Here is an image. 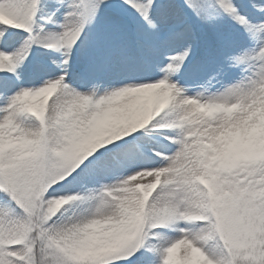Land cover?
I'll return each mask as SVG.
<instances>
[{"label": "snow or ice", "instance_id": "6c2138e0", "mask_svg": "<svg viewBox=\"0 0 264 264\" xmlns=\"http://www.w3.org/2000/svg\"><path fill=\"white\" fill-rule=\"evenodd\" d=\"M0 264H264V0H0Z\"/></svg>", "mask_w": 264, "mask_h": 264}]
</instances>
